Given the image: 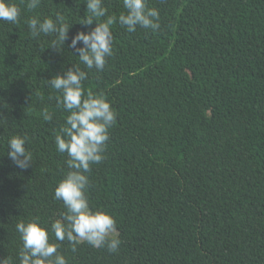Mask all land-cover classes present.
Returning a JSON list of instances; mask_svg holds the SVG:
<instances>
[{"label": "trees", "instance_id": "16d2710c", "mask_svg": "<svg viewBox=\"0 0 264 264\" xmlns=\"http://www.w3.org/2000/svg\"><path fill=\"white\" fill-rule=\"evenodd\" d=\"M13 2L20 22L0 21V259L19 264L17 222L50 228L65 211L54 189L68 157L55 136L68 113L46 80L79 63L71 39L96 22H81L84 0H41L32 11ZM147 5L159 11L155 33L117 19L104 70L81 65L85 93L105 96L117 115L86 195L114 217L121 243L115 253L87 242L73 252L67 241L58 251L68 264H264V0ZM103 6L126 12L122 0ZM57 13L70 24L60 51L25 23ZM14 135L27 137L26 169L8 156Z\"/></svg>", "mask_w": 264, "mask_h": 264}, {"label": "clouds", "instance_id": "9594fccd", "mask_svg": "<svg viewBox=\"0 0 264 264\" xmlns=\"http://www.w3.org/2000/svg\"><path fill=\"white\" fill-rule=\"evenodd\" d=\"M21 2L28 11L41 5V0ZM84 2L88 15L81 22L90 26L95 21L96 25L90 31H78L71 39L69 47L78 53L79 63L72 64L63 75L56 74L46 80L51 89L61 94L57 97V105L68 113L55 136L57 151L66 153L68 157L66 174L54 189V199L62 201L65 211L51 223L50 228L44 226L39 218L17 222L16 231L22 241L18 252L19 264H68L66 257L58 251L64 241L71 245L73 252L78 244L87 242L92 247H107L109 252L115 253L121 243L114 217L102 209H91L86 195L89 184L86 173L91 172L92 165L104 159L109 129L117 115L105 96L91 91L85 93L82 82L88 79V72L84 69L104 70L107 58L113 55L111 27L117 19L128 32H134L140 26L155 33L160 28V16L156 8L148 7L147 0H122L126 12L118 18L107 15L103 0ZM20 16L21 8L13 0H0V21L16 25ZM25 23L31 37L50 36L53 38L48 47L57 51L64 48L70 24L59 13L55 18L30 16ZM81 43L83 46L78 47ZM41 115L45 121L52 119L47 107L42 109ZM26 140L27 137L14 135L7 142L8 156L20 169L28 168L32 161L31 153L25 147ZM50 232L54 234L55 241L50 240ZM0 264L8 262L0 259Z\"/></svg>", "mask_w": 264, "mask_h": 264}]
</instances>
